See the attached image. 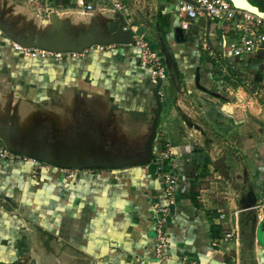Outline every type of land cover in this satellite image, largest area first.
Returning <instances> with one entry per match:
<instances>
[{
    "label": "crops",
    "instance_id": "0c3cea01",
    "mask_svg": "<svg viewBox=\"0 0 264 264\" xmlns=\"http://www.w3.org/2000/svg\"><path fill=\"white\" fill-rule=\"evenodd\" d=\"M122 1L131 11V24L148 29L154 39L160 34V24L183 94L171 90L169 81L160 85L164 103L149 165L85 169L69 181L56 170L0 156V264L26 259V264H37L30 254L41 264H241L240 240L219 248L212 233H222L218 215L223 212L227 225L238 235L232 185L245 187L244 170L248 183L259 194L264 193V111L252 97L241 103L243 91L227 78L233 79L243 68L256 69L264 57L215 60L207 50H219L226 31L219 21L201 18L188 22L180 4L171 0ZM88 3L94 11L109 16L106 0H51L48 8L72 24H83L92 17L85 11ZM10 8L9 16L42 20L38 15L43 13L30 8L25 0H0L1 11ZM13 44L0 30V116L4 104L11 100V105L18 107L20 120L37 112L49 126L66 125L78 101L96 120L125 132L131 146L139 145L157 105L156 85L139 65L137 48L94 46L77 60L67 56L52 62L24 58ZM153 47L158 49L156 39ZM259 72L261 77L263 71ZM263 85L253 80L252 90H262ZM177 107L208 130L216 145L210 153L198 134L185 127ZM166 144L173 151L178 181L163 228L169 240L167 259L161 262L155 256L156 208L168 201L152 161ZM2 151L0 148V154ZM34 168L39 169V181L31 177ZM212 172L229 187L230 197L224 198L223 206L207 204L198 195L204 175ZM31 234L42 249L39 252L24 247L29 246L25 241ZM55 242L67 244L73 256H67L71 249L66 247L52 249ZM256 245L257 262L264 264V247Z\"/></svg>",
    "mask_w": 264,
    "mask_h": 264
},
{
    "label": "water",
    "instance_id": "95a60500",
    "mask_svg": "<svg viewBox=\"0 0 264 264\" xmlns=\"http://www.w3.org/2000/svg\"><path fill=\"white\" fill-rule=\"evenodd\" d=\"M229 1L233 6H242V9L262 15L259 8L248 0ZM86 12H90L92 16L87 23L72 24L68 18H60L49 9L42 12V16L38 15L42 20L37 22L26 15L9 16L12 13L11 8L0 10V30L23 48L54 53L83 54L94 46L134 45L130 30H124L127 24L121 14L113 10L108 14L109 16L94 9ZM155 39L164 58L171 90L182 95L181 79L173 56L160 34ZM160 85L161 82L158 81L154 90L157 110L148 133L142 137L136 147L130 146L120 137L119 132L113 129V124L96 120L95 115L80 106L78 101L70 113L71 121L66 125L62 123L54 126L44 123L43 117L37 115V112H31L20 120L18 107H13L11 100L7 101L0 116V141L10 153L65 169H119L149 165L162 110L158 97ZM177 113L185 127L198 134L203 148L210 153L216 145L208 130L181 107H177ZM106 125L110 128L109 133ZM243 178L242 184L245 187L232 185L235 193L233 201L236 220L239 225L238 239L241 242L240 262L258 264L256 243L264 247V209L261 213L255 209L258 196L255 186L248 183L246 170L243 171ZM30 255L37 264H41L36 255Z\"/></svg>",
    "mask_w": 264,
    "mask_h": 264
},
{
    "label": "built area",
    "instance_id": "2783aa9c",
    "mask_svg": "<svg viewBox=\"0 0 264 264\" xmlns=\"http://www.w3.org/2000/svg\"><path fill=\"white\" fill-rule=\"evenodd\" d=\"M27 5L38 12H46L51 0H25ZM180 4L181 13L188 22L197 21L201 18L217 20L225 28L223 40L220 43L218 51H213L205 47L209 52L211 58L215 60L223 59L226 56L234 58H242L253 55L258 52H264V11L262 15H258L247 11L245 9L233 6L229 0H171ZM111 10L121 14L126 22L124 30H130L133 40V46L139 51L138 62L139 65L148 71L150 78L156 85L158 81L161 84L169 80L168 71L159 49L153 47L155 39L153 35L145 29L137 25L131 24V11L123 3L122 0H106ZM93 9V6L88 3L85 6L86 11ZM13 48L22 56L30 59L53 60L61 61L67 56L76 58L82 54L76 53H54L45 50L23 48L17 44H13ZM91 47L90 49H92ZM102 49L101 46H96ZM84 53V52H83ZM158 97L164 99V95L160 88L158 89ZM255 104L264 111V93L255 92L253 95ZM260 101V103H259ZM1 157L11 161H21L29 163L39 168L46 170L53 169L62 174L66 180L72 181L84 171V169H65L54 165L46 164L38 160L28 158L22 155H17L8 152L3 148ZM155 165V174L161 185L162 194L168 203L157 206L156 208V238H155V256L164 262L167 259V249L169 248V240L164 234L163 228L166 224L167 218L170 217L169 204L173 202L175 186L178 181L177 170L174 162L173 151L169 144H166V149L152 161ZM166 162L169 163L167 168ZM38 169V168H37ZM39 170V169H38ZM38 176V175H37ZM37 176H34L36 178ZM166 201V202H167ZM255 209L260 213L264 209V193H260ZM236 214V211L233 212ZM232 214V215H233ZM262 218L260 214V219ZM219 224L223 227L221 236L215 239L217 247H223L231 242L238 241L237 230L227 225V219L223 212L218 215ZM183 264H186L183 262ZM234 264H240L236 261Z\"/></svg>",
    "mask_w": 264,
    "mask_h": 264
},
{
    "label": "rangeland",
    "instance_id": "374dc122",
    "mask_svg": "<svg viewBox=\"0 0 264 264\" xmlns=\"http://www.w3.org/2000/svg\"><path fill=\"white\" fill-rule=\"evenodd\" d=\"M248 1L249 2L251 1V3L254 2V1H258V2H256V4L258 5V8L260 10H264V8H263L264 7V0H248ZM262 3H263V5H262ZM108 9L111 10L109 5H108ZM33 11H35V10H33ZM261 55H262L261 53H258L256 56L255 55H249L246 58H249L250 60H253V58H255V57H258V58L259 57H264V55H262V56ZM81 56L82 55H80V56H78L76 58H72L71 57V59L72 60H77V59L81 58ZM22 57L30 59V58L25 57V56H22ZM53 62H55V61H53ZM57 62H59V61H57ZM259 71H263L261 77H260V74H259L260 72ZM243 72H245V73H243ZM227 80L230 81V84L232 86L239 87V88H241V91H243L242 93H244V94H243V97L241 98V103H242V100L245 101V99L248 100V102H249V98L250 97L253 98V95H254L255 92L258 91V92H261V94L264 93V85L262 86V90H261V87H260L259 90H255V91L252 90V86H251L253 80H256V82H258L259 84H264V60H262V62L259 65H257L256 69L251 70V69L243 68V70L238 71L236 73V75H235V77L233 79L227 78ZM160 90H161V88H160ZM161 102L164 103L163 101H161ZM231 108H232L231 106H227V109H231ZM245 109H246V107H245ZM247 110L248 109H246V114H248ZM131 121H133V119H131ZM133 122H134L135 125H137V121L134 120ZM148 128L146 130V133H144V134L148 133ZM124 133L125 132L119 133V136L122 137L125 141L129 142V145L131 146V144H130L131 139L130 138L127 139L125 137L126 135ZM0 148L6 149L4 144L1 141H0ZM4 159H6V158H4ZM33 175L34 176L38 175V176L36 178H34ZM31 177L33 178V180H35V181L38 180L39 181L40 172H39V170L37 168L36 169L34 168L31 171ZM204 177H206V180L202 181L200 183V186L197 187L199 190H202V191H198V195L207 204L210 203V205H213V203H216V204H219V205L223 206L224 205L223 203L227 202V200L224 199V198L225 197L226 198L230 197V193H229L230 191H229V187H228L226 181L221 176H219L218 174H216L214 176L213 172L211 174L210 173L205 174ZM256 194H257V196H259L258 190L256 191ZM9 213H10V215H12L13 211H11ZM25 243H28V245H29L27 247V245L24 244V247L27 250L31 249L34 252H36V251L39 252L40 250H42L40 248V246L38 245V241L36 240V237L33 236V234L29 235V237L27 238ZM56 244L57 243L55 242V245ZM44 245L50 247V245L48 243H44ZM43 247H45V246H43ZM65 247L67 249H71V250L68 251V253H66L67 256H69V257L73 256L74 253L72 251V248H69V246H67V244L66 245L57 244L52 249H57V250L62 251ZM26 262H27V259L24 260L22 263L16 262V264H26ZM68 264H71V263L69 262Z\"/></svg>",
    "mask_w": 264,
    "mask_h": 264
},
{
    "label": "trees",
    "instance_id": "16d2710c",
    "mask_svg": "<svg viewBox=\"0 0 264 264\" xmlns=\"http://www.w3.org/2000/svg\"><path fill=\"white\" fill-rule=\"evenodd\" d=\"M256 2H258V1H254V2H252L251 3V1H250V3L253 5V6H255V7H257L258 8V5L256 4ZM260 3V2H259ZM262 5H263V3H262ZM264 8V7H263ZM261 11H264V10H261ZM158 33H160L161 34V28H160V24H159V26H158ZM161 36H162V34H161ZM34 60V59H33ZM38 60H40V59H38ZM48 61H52L53 62V60H48ZM55 62H57V61H55ZM179 76H180V74H179ZM90 170V169H89ZM191 199L194 201V199H195V194L193 193L192 194V196H191ZM218 233V232H217ZM217 233H212V235L213 236H215L216 238H219L220 236H221V233L220 234H217Z\"/></svg>",
    "mask_w": 264,
    "mask_h": 264
},
{
    "label": "bare ground",
    "instance_id": "6f19581e",
    "mask_svg": "<svg viewBox=\"0 0 264 264\" xmlns=\"http://www.w3.org/2000/svg\"><path fill=\"white\" fill-rule=\"evenodd\" d=\"M240 7V6H239ZM242 8V7H241Z\"/></svg>",
    "mask_w": 264,
    "mask_h": 264
}]
</instances>
